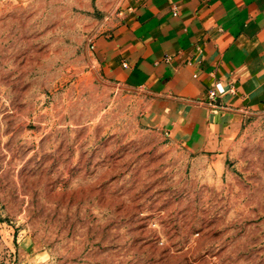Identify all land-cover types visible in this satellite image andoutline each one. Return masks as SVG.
Returning <instances> with one entry per match:
<instances>
[{
	"label": "rangeland",
	"instance_id": "1",
	"mask_svg": "<svg viewBox=\"0 0 264 264\" xmlns=\"http://www.w3.org/2000/svg\"><path fill=\"white\" fill-rule=\"evenodd\" d=\"M119 0H0V264H264V108L222 154L103 78Z\"/></svg>",
	"mask_w": 264,
	"mask_h": 264
},
{
	"label": "crops",
	"instance_id": "2",
	"mask_svg": "<svg viewBox=\"0 0 264 264\" xmlns=\"http://www.w3.org/2000/svg\"><path fill=\"white\" fill-rule=\"evenodd\" d=\"M93 55L103 78L146 95L150 124L222 154L264 108V0H119Z\"/></svg>",
	"mask_w": 264,
	"mask_h": 264
},
{
	"label": "built area",
	"instance_id": "3",
	"mask_svg": "<svg viewBox=\"0 0 264 264\" xmlns=\"http://www.w3.org/2000/svg\"><path fill=\"white\" fill-rule=\"evenodd\" d=\"M231 91H233L232 88H231ZM209 96H210L211 98L216 97V93H215V91L212 90V91L210 92Z\"/></svg>",
	"mask_w": 264,
	"mask_h": 264
}]
</instances>
